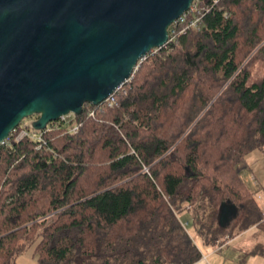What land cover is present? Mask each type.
I'll return each instance as SVG.
<instances>
[{"label":"trees","instance_id":"obj_1","mask_svg":"<svg viewBox=\"0 0 264 264\" xmlns=\"http://www.w3.org/2000/svg\"><path fill=\"white\" fill-rule=\"evenodd\" d=\"M199 1L200 30L153 51L114 107L85 105L76 134L52 123L0 147V264L36 243L37 264H197V240L264 235L243 179L264 152L251 70L264 66V0ZM225 202L237 217L223 228Z\"/></svg>","mask_w":264,"mask_h":264},{"label":"water","instance_id":"obj_2","mask_svg":"<svg viewBox=\"0 0 264 264\" xmlns=\"http://www.w3.org/2000/svg\"><path fill=\"white\" fill-rule=\"evenodd\" d=\"M195 0H0V146L29 118L36 132L82 116L122 88ZM237 208L225 202V228Z\"/></svg>","mask_w":264,"mask_h":264},{"label":"rangeland","instance_id":"obj_3","mask_svg":"<svg viewBox=\"0 0 264 264\" xmlns=\"http://www.w3.org/2000/svg\"><path fill=\"white\" fill-rule=\"evenodd\" d=\"M251 70L253 73L252 82L264 77L263 65L258 64L252 67ZM37 118L38 116H34L33 118L26 119L21 125L25 126L26 123L30 124ZM246 162L248 164V169L243 173L244 181L251 184L250 179H252L253 183L259 182L261 188H264V152L259 150L253 151L246 157ZM255 177L257 181L254 179ZM257 235L261 239V244H264V235L260 232H258ZM244 240L246 239L238 240L229 247L219 248L217 250L208 248L201 242H199V245L204 255L209 259V264H264V250L259 248L258 242L254 247L250 246L247 250L244 246H241ZM36 245L37 243L19 257V264H37V258L33 257Z\"/></svg>","mask_w":264,"mask_h":264},{"label":"built area","instance_id":"obj_4","mask_svg":"<svg viewBox=\"0 0 264 264\" xmlns=\"http://www.w3.org/2000/svg\"><path fill=\"white\" fill-rule=\"evenodd\" d=\"M196 1L197 0H195V2ZM195 2L192 5L191 9L174 23L175 27L172 28L171 31H169V36H170L169 42L176 40V38L179 35H187L189 32L200 30L203 24V12L205 8H202V7L200 8L201 3H203L202 1L198 0L196 3ZM210 2L212 3V5H217L221 2V0H210L208 4H210ZM116 92L104 102L106 103L108 107L112 108L117 104L116 96H115ZM90 114L94 115L93 112H91ZM76 117L77 116H75L74 114H70L68 116L62 117L58 122H54V123H58L63 128H65L68 132L76 134L81 129V123L76 119ZM31 131L36 132L34 131L30 123V124H27L19 132L16 129L10 136H12V138L16 137L15 140L20 141L24 139L25 137L32 135ZM9 140H10V137L6 141H4L1 144V146L7 145ZM261 213H262V219L264 221V207L262 208Z\"/></svg>","mask_w":264,"mask_h":264},{"label":"crops","instance_id":"obj_5","mask_svg":"<svg viewBox=\"0 0 264 264\" xmlns=\"http://www.w3.org/2000/svg\"><path fill=\"white\" fill-rule=\"evenodd\" d=\"M254 179L256 180V177ZM250 180H251V184L246 183V182L245 183L248 186V189L250 190V192L252 193L254 198L259 202L260 206L263 208L264 207V188H261V185L259 182L253 183L252 179H250ZM184 224L186 226L190 225L189 222H186ZM257 233H258V230L256 228H252L249 231H247V232L237 236L235 239L231 240L227 244L228 246H224V248L229 247V246L233 245V243H236L238 240H242V239H246V240H244V242L242 243L241 246L242 247L244 246L247 250L249 249L250 246L254 247L257 242L260 245L262 242H261L260 237L257 235ZM197 242L199 244L198 240H197ZM201 251H202V249H201ZM208 260L209 259L203 253V259L200 262H198L197 264H209ZM17 263L19 264V258L17 260Z\"/></svg>","mask_w":264,"mask_h":264},{"label":"bare ground","instance_id":"obj_6","mask_svg":"<svg viewBox=\"0 0 264 264\" xmlns=\"http://www.w3.org/2000/svg\"><path fill=\"white\" fill-rule=\"evenodd\" d=\"M185 14H186V13H185ZM178 20H179V19H178ZM173 25H174V24H173ZM173 25H172V26H173ZM172 26H171V27H172ZM168 43H169V42H168ZM168 43H167V44H168ZM166 46H167V45H166ZM166 46H165V47H166ZM165 47H164V48H165ZM162 49H163V48H162ZM154 51H159V50H154ZM152 52H153V51H152ZM152 52H151V53H152ZM145 59H146V58H145Z\"/></svg>","mask_w":264,"mask_h":264}]
</instances>
